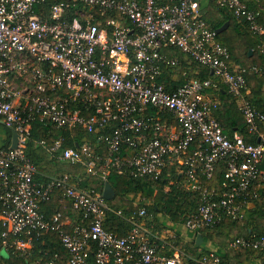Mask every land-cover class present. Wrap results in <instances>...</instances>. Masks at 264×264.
<instances>
[{
    "label": "built area",
    "instance_id": "1",
    "mask_svg": "<svg viewBox=\"0 0 264 264\" xmlns=\"http://www.w3.org/2000/svg\"><path fill=\"white\" fill-rule=\"evenodd\" d=\"M81 1L86 7L71 14L66 0H0V119L20 135L17 147L0 146L4 250L29 255L35 236L59 231L69 252L67 264H89L93 242L97 264H224L215 248L194 258L181 251L159 253L141 219L149 214L145 205L126 235L107 229L104 222L112 208L102 191L79 186V177L67 171L38 181L37 166L25 148L36 120L89 132L108 128L98 136L106 143L104 156L95 155L89 140L76 147L64 146L63 136L38 142L51 157L82 162L105 181L111 172L159 177L167 164L181 166L184 187L199 193L198 207L185 226L210 232L227 219L246 218L255 200L264 202V113L247 96L248 74L262 69L230 60L229 47L203 17L200 0ZM215 2L244 17L264 51L261 9L245 0ZM171 48L208 66L212 75L169 89L158 77L164 66L179 62L167 53ZM219 80L239 101L257 142L240 132L228 135L214 115L220 101L213 90ZM150 106L168 115L150 113ZM194 141L199 147L191 151ZM219 161L226 164L223 189L210 188L199 173L212 177ZM55 190L82 213L81 222L69 230L61 211L48 216L43 210ZM251 247L264 248V232L230 238L227 245ZM0 264H8L1 251Z\"/></svg>",
    "mask_w": 264,
    "mask_h": 264
},
{
    "label": "trees",
    "instance_id": "2",
    "mask_svg": "<svg viewBox=\"0 0 264 264\" xmlns=\"http://www.w3.org/2000/svg\"><path fill=\"white\" fill-rule=\"evenodd\" d=\"M53 1L56 0H50V2ZM66 1L72 4L70 9L71 14L75 13L80 7H86L81 0ZM245 1L247 2V0ZM248 5L251 8L259 9V7L255 5L249 3ZM200 9L203 17L215 30L226 21H230L229 26L224 31L217 33V38L229 47L231 61L246 67L257 65L263 69V73L254 72L248 74L247 96L254 106L264 113V51L258 47L261 39L250 29L249 23L244 17L239 19L232 10L225 6H219L216 4L215 0H200ZM261 12V20L264 22V10H261ZM166 51L170 55L176 57L179 55L181 58L188 59L198 67L195 72L185 70L181 77H178V82L171 81L170 83L169 80L173 79L175 76L171 77L170 74L166 72V67L179 66V64H181L180 59L177 57L179 62L176 65L164 66L158 79L169 89L176 88L192 77L203 78L212 75L208 66L193 60L180 49L171 48ZM184 59H182L184 63L188 64ZM218 83L219 86L213 91L218 93L220 103L218 108L214 111V115L224 126L225 132L232 136L235 129H237L244 135L247 141L257 142V138L248 131L244 115L239 106V101L227 91L222 81L219 80ZM148 111L153 114L158 112L162 117L167 114L154 106H150ZM262 126L264 129V122ZM105 131L108 132L109 129L104 128L99 132H89L79 126L56 127L51 123L46 124L39 120L34 121L31 136L27 141L25 150L27 155L37 166L38 173L36 174V179L38 181H45L50 176L67 171L79 177V186L83 188H93L97 191H103L105 182H110L116 191V196L108 200L113 210H108L104 225L107 229L121 235H126L131 230L133 223L128 220V216L132 213H136L142 205H145L147 211L156 218L161 214H165L174 223H185L187 217L195 212L198 207L199 193L184 187L183 182L185 181V174L181 172V166L169 163L165 166L163 173L159 177H154L152 175L135 177L129 173L111 172L105 181L99 174L90 173L86 165L82 162L70 163L57 157H51L47 148L38 142V140L41 139H46L47 142H51L53 139L63 136L64 146L76 147L82 145L86 140H89L92 145V150L96 152L95 155L100 154L104 156L106 143L99 142L98 136L101 132ZM0 133L3 135V137L0 136V146H9L11 139V129L9 126L0 122ZM198 145V141H194L191 145V151L199 147ZM103 162V159L98 160L99 170L102 169ZM225 169V162L219 161L216 164L212 177H208L202 174V172L199 173L200 181L210 188L223 189L222 183L225 178ZM165 186L169 188L165 190ZM42 206L48 216H52L56 212L61 211L65 219L67 214H73L75 220L67 224L65 230H69L74 224L81 222L82 213L73 207L70 198L61 196L60 190H55L52 197L43 203ZM116 210H121V213H117ZM161 221L164 227H168L163 220ZM1 229L2 226L0 222V233ZM207 230L208 228H202L200 230L204 238V243L205 239H209L213 244L219 245L218 251L222 253V255L224 253L223 262L225 264H242L243 260L234 261L236 258L238 259L240 255H248L250 257L255 255V258L259 257L264 262V248H227L230 238L239 235H252V233L261 234L264 232V202L262 200L254 201L246 218L239 220L227 219L221 224L213 227V232H211V230L210 232H206ZM149 239L152 244L156 245L153 235H149ZM196 240L197 238H193L189 243L187 251L191 254L197 253L196 256H198L201 252L206 251V249H202L203 243L197 245ZM156 247L157 249L160 248L157 245ZM198 248L202 250L197 251ZM3 249L0 234V251ZM96 249L97 243L93 242L89 254V264H97L95 260ZM5 251L9 257L2 254V260L8 264H42V262L48 259H55L57 264H67L69 259V252L61 241L59 231H50L40 236H35L31 254L29 255H22L17 250L11 248ZM166 253L167 254L164 255L170 256L175 252ZM187 257L190 258L189 256ZM129 264L135 263L131 262Z\"/></svg>",
    "mask_w": 264,
    "mask_h": 264
},
{
    "label": "crops",
    "instance_id": "3",
    "mask_svg": "<svg viewBox=\"0 0 264 264\" xmlns=\"http://www.w3.org/2000/svg\"><path fill=\"white\" fill-rule=\"evenodd\" d=\"M247 2L249 4L255 5L256 7H259L261 10H264V0H247ZM169 81H170V83H171V81L178 82L179 78L174 77L173 79H170ZM213 93L219 99L218 93H216L214 91H213ZM239 106H240V104H239ZM166 115H168V114H166ZM234 132H239V131L237 129H235ZM0 136L3 137L2 133H0ZM10 143H11V139H10ZM111 210H113V208ZM116 212L119 214L121 213L118 210H116ZM136 214H137V212L132 213L128 216V220L131 221V223H132V220L139 219V216ZM107 215H108V213L106 214V218H107ZM152 216H153V218H151L149 221H147V222H150V225H147V222H145V221H143V223H144V227L152 232V234L154 236V240H155L154 242L156 243L157 246L160 247V248H158L159 253L167 254L166 252L174 253L177 251H181L184 254H186L187 256H189L190 258H194L197 255V253L191 254L187 250L189 248L188 247L189 243L193 240V238H197L198 233L188 229L185 226V223H174L170 219H167L168 217H166L164 215H160L157 218L154 215H152ZM66 218H67L68 224L74 222V220H75L74 219L75 217L73 216V214H67ZM161 220H163L164 223L168 225V227H164L163 222ZM146 225L148 228L146 227ZM202 243H203L202 249L215 248L218 250V248L220 247L217 244H213V242H211L209 239H205V243H204V238H203ZM202 249L198 248L197 251H201ZM1 252L3 255H7V252L4 249ZM223 255H224V253H223ZM7 257H9V256L7 255ZM237 260L238 261L243 260L242 264H263L264 263L263 260H261L259 257L255 258V255H252V257H250L248 255H246V256L240 255L238 257V259L236 258L234 261H237Z\"/></svg>",
    "mask_w": 264,
    "mask_h": 264
},
{
    "label": "water",
    "instance_id": "4",
    "mask_svg": "<svg viewBox=\"0 0 264 264\" xmlns=\"http://www.w3.org/2000/svg\"><path fill=\"white\" fill-rule=\"evenodd\" d=\"M229 24H230V21H226L223 25H221L220 27L216 29L217 33L224 31L229 26ZM0 122L4 123V120L0 119ZM9 128L11 129V134H12L10 147L14 148V147H17L18 145L20 135L14 126L9 125ZM102 193L104 197L108 200L113 199L116 196V191L114 190L113 186L108 181L105 182ZM196 241H197V245L202 244V241H203L202 233H198Z\"/></svg>",
    "mask_w": 264,
    "mask_h": 264
},
{
    "label": "rangeland",
    "instance_id": "5",
    "mask_svg": "<svg viewBox=\"0 0 264 264\" xmlns=\"http://www.w3.org/2000/svg\"><path fill=\"white\" fill-rule=\"evenodd\" d=\"M177 57L180 59V63L179 66H175V67H166V72H168L170 74V76H175V77H181V75L184 73L185 70H188L189 72H195L198 67L193 63V62H190L188 59H184V58H181L179 55H177ZM186 60L188 64H185L184 61L182 60ZM183 63V64H182ZM263 73V69H262V72ZM262 75V74H261ZM169 187L168 186H165V190H167ZM150 213V212H149ZM161 215H164L166 216L165 214H161ZM167 217V216H166ZM151 218H153V216L150 214L142 217L141 219L145 222L149 221ZM167 219H170L169 217ZM171 220V219H170ZM147 225H150V222H147ZM146 225V227H147ZM151 227V226H150ZM148 228V227H147ZM211 232H213L212 229H210Z\"/></svg>",
    "mask_w": 264,
    "mask_h": 264
}]
</instances>
